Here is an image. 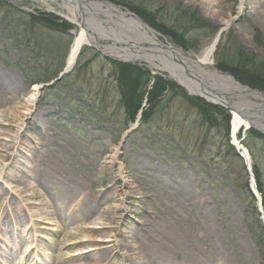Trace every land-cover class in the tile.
Segmentation results:
<instances>
[{
	"label": "rangeland",
	"instance_id": "rangeland-1",
	"mask_svg": "<svg viewBox=\"0 0 264 264\" xmlns=\"http://www.w3.org/2000/svg\"><path fill=\"white\" fill-rule=\"evenodd\" d=\"M108 1L149 15L165 43L194 55L219 33L216 67L264 83L258 0ZM64 10L59 1L0 0V75L13 81L0 80V237H10L2 231L9 219L19 228L30 222L29 234L54 239V253L43 250L48 264H143V257L147 264H215L224 250L233 264H264V197L251 177L255 170L264 186V139L247 138L251 129L241 133L253 145L254 167L233 145L229 109L145 61L84 46L73 69L59 76L75 36L57 14ZM188 11L208 24L189 25ZM49 14L57 18L52 28L38 20ZM109 34L114 48L137 50ZM137 89L145 90L142 100ZM199 102L226 117L204 123ZM27 166L32 175L22 176ZM18 177L37 185L24 190ZM55 183L73 199L53 205ZM30 208L35 216H27Z\"/></svg>",
	"mask_w": 264,
	"mask_h": 264
},
{
	"label": "bare ground",
	"instance_id": "bare-ground-1",
	"mask_svg": "<svg viewBox=\"0 0 264 264\" xmlns=\"http://www.w3.org/2000/svg\"><path fill=\"white\" fill-rule=\"evenodd\" d=\"M39 1L49 5L52 2H61V5L65 9L64 12H61V14L66 16L68 20L77 26L75 36L66 58V65L69 69H73V67L76 65L80 51L88 40L85 27L82 26L83 22L88 27H97L100 25V23L102 24L103 22H106L109 25L118 27L119 29L124 24L126 28L128 26H133L134 24L136 27L138 23L137 21H130L129 19L122 16L121 11L117 6L102 2L100 0ZM258 1V5L254 7L255 10L253 12V16H256L260 23L264 25V0ZM241 2L243 3V0ZM123 19H126V21L131 23V25L124 22ZM104 26L106 27L105 23ZM124 33H127V31H124ZM218 42L219 34L215 36L212 42L206 48H204L200 54L194 55L182 48L165 43L159 37V35L155 33L153 36H151V39L145 40L147 46H141L143 49H134V53H131L130 51H115L114 55L118 56V58L121 60L145 61L149 63L152 68L168 72L170 77L183 86L189 93L205 97V99L215 102L216 104L227 109H231L233 107L234 112L232 113L231 134L234 144L236 146L238 145L240 151H243L244 148L240 146L241 144L239 143L238 133L241 129H244L249 124L245 119L249 120V122H252V124H256L253 119V115L249 111L252 105L250 104V99L253 98L254 95L250 93L246 87L242 86L238 81H236L231 75L219 70L216 67L214 54ZM0 80H3V82L7 85L13 84V81H8L7 78L2 77V75H0ZM216 89H219L220 93H218ZM31 101L34 102L35 100ZM0 116L2 117L3 114L1 113ZM0 123H3L2 119H0ZM243 155H245V153ZM19 172L22 176L31 175L30 169H28V171L19 169ZM15 182L19 185H22L24 190H31L35 188V184L29 178L25 180L22 177H18L16 178ZM0 189H2L1 186ZM32 192L33 191H31V193ZM31 195L33 198L36 196L35 192ZM59 199H63L64 201V195L59 193L58 197L53 199L52 204H56ZM88 208L89 207H86L85 211L82 213L81 211L79 212L85 219L88 218V214L90 213ZM95 224L97 223L95 222ZM26 227L27 226L23 227V229L18 227V229L25 230ZM92 227L98 228L96 225H93ZM67 236L78 237L79 234L72 235V232H68ZM212 241L215 244V247H217L215 237L211 238V242ZM131 251L134 252L133 250ZM83 257H85V255L82 254L80 256L72 257L71 259H82ZM213 257L215 264H218V260H224L226 264H233L232 260L225 256V250L218 254V259L215 256ZM139 262L147 264L149 260H146V258L143 257ZM153 262L154 264L160 263L156 258Z\"/></svg>",
	"mask_w": 264,
	"mask_h": 264
},
{
	"label": "water",
	"instance_id": "water-1",
	"mask_svg": "<svg viewBox=\"0 0 264 264\" xmlns=\"http://www.w3.org/2000/svg\"><path fill=\"white\" fill-rule=\"evenodd\" d=\"M100 1L110 3L114 6H117L121 11V15L129 19L130 21H137L138 22L137 26L135 27V24H134L133 26H128L125 28V24H124L123 26H121L122 29L121 28L119 29L121 32H118V28L116 26L109 25L108 23L103 22V21H102L103 23L102 24L100 23V25L97 27L96 26L88 27L83 22L82 26L85 27V30L87 32V39H88L85 44L92 46L95 49L99 50L103 55L111 56L116 59H120V58H118V56H115L114 52L123 51V50L114 48L115 43L109 37L110 32H113L114 35H117V34L120 35L119 37L121 38L122 37L125 38L123 40L124 42L126 40L125 45L131 48L135 47L136 49H140L142 48L141 46H147L146 45L147 43H145V40L151 39V36H153V34L156 33L153 28L147 25L141 18H139L135 13L131 12L130 10L120 5H116L109 1H103V0H100ZM58 14L66 18V16H63L60 13ZM123 21L128 23L126 19H123ZM104 23L106 27L104 26ZM128 24L131 25V23H128ZM124 31H127V33H124ZM106 44H109V46H107ZM100 47H102L103 49H101ZM123 61L128 62L127 60H123ZM68 71H70V69L66 65L65 69L63 70L60 76L64 75ZM244 87H246L248 91L254 95V97L250 99V104L252 105L249 111L253 115V119L256 123V124H252V122H249V120L245 119L246 122L249 123L246 128L249 129L251 127H256L264 133V91L260 89L251 88L249 86H244ZM216 90L218 91V93H220L219 89H216ZM202 98H205V97H202ZM207 101L211 102L210 100H207ZM212 103L216 104L215 102H212ZM230 110L234 112L233 107Z\"/></svg>",
	"mask_w": 264,
	"mask_h": 264
},
{
	"label": "trees",
	"instance_id": "trees-1",
	"mask_svg": "<svg viewBox=\"0 0 264 264\" xmlns=\"http://www.w3.org/2000/svg\"><path fill=\"white\" fill-rule=\"evenodd\" d=\"M130 9L132 11L136 12L150 26H152L156 30L160 29L159 27H157V25L155 24L154 20L151 17H149V15L143 14V13H141L139 11H135L131 7H130ZM188 15L190 16L189 25L205 26V25L208 24L205 21V19L203 17L197 15V13L188 11ZM55 19H57V18H55L54 16H52L51 14H49V15H45L44 17H39L38 20H40L42 22H46V24L44 25L46 28H52L51 27V24H54L56 22ZM84 49H86V48H83L82 52L80 53V57L82 56ZM242 53H243V51H242ZM249 57H252V55H249ZM64 61H65V59L63 58V61L62 62L64 63ZM124 68L125 69H130V66H124ZM132 69H135V70H137L139 72V70L136 69V68H132ZM234 77L236 79H238L240 82L244 83V84H249L252 87H256V88H259V89L264 90V83H262V84L255 83L254 78H250L249 80H247L246 78L243 77V75H237L236 73H234ZM147 79L149 81V77L148 76H147ZM38 82H39L38 80H35V81L31 82V84L38 83ZM156 84H157V82H156V80H154V85L152 87L153 90H156L157 89ZM141 89H142V87H141ZM137 93H138V95H139V97L141 99V97L143 98V96H144L145 90L144 91H141L140 89H137ZM151 93H152V91H151ZM150 102H152V101L150 100ZM200 104H202V102H199L196 105L198 106L197 108L200 110L201 116L205 120L204 123H207V121H209V124H213V122H214V125H216L217 124V120L220 118V116H221V118H223L224 116L226 117V111L224 109H221V108H218V107H214V106H211V105H208V104L207 105H204V103L201 105L203 107H201ZM139 105H140V101H139ZM209 110L210 111L211 110L212 111L214 110V111L211 113ZM143 114H145V113H143ZM228 134H229V127L227 128V135ZM249 137H255V138H258V139H262L263 140L264 139V134L259 133L255 129H251L248 132V137L247 138H249ZM226 138H227L226 139V142L228 141L227 144H229L230 139L228 138V136ZM243 143L246 146V148L248 149V151H249V153L251 155V158L254 161V167H255L257 165V160L258 159H257L256 154L254 153L253 145H251L250 143H248L247 139L246 140H243ZM253 172H254V175H255V178H256V182H257L258 189H259V191L261 192V194L264 197V186L261 184L260 178H259L257 172L255 170Z\"/></svg>",
	"mask_w": 264,
	"mask_h": 264
}]
</instances>
